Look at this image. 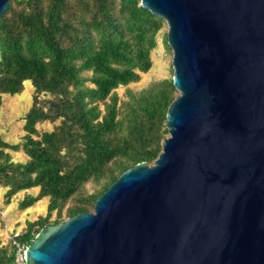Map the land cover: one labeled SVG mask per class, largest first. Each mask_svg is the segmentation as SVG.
Masks as SVG:
<instances>
[{
    "label": "water",
    "instance_id": "water-1",
    "mask_svg": "<svg viewBox=\"0 0 264 264\" xmlns=\"http://www.w3.org/2000/svg\"><path fill=\"white\" fill-rule=\"evenodd\" d=\"M131 1L167 28L161 152L43 228L24 264H264V0Z\"/></svg>",
    "mask_w": 264,
    "mask_h": 264
},
{
    "label": "trees",
    "instance_id": "trees-1",
    "mask_svg": "<svg viewBox=\"0 0 264 264\" xmlns=\"http://www.w3.org/2000/svg\"><path fill=\"white\" fill-rule=\"evenodd\" d=\"M163 24L131 0H9L0 16V106L1 96L19 95L25 82L33 96L21 143L0 137V189L7 204L37 189L20 210L48 201L46 216L26 222L16 243L28 247L43 228L63 223L70 201L67 219L91 212L126 170L154 163L176 98L171 79L128 93L125 102L115 90L150 70ZM43 122L58 124L38 134ZM19 150L26 161L13 163L9 152ZM87 184L94 190L84 195ZM15 250L0 243V264H13Z\"/></svg>",
    "mask_w": 264,
    "mask_h": 264
},
{
    "label": "rangeland",
    "instance_id": "rangeland-1",
    "mask_svg": "<svg viewBox=\"0 0 264 264\" xmlns=\"http://www.w3.org/2000/svg\"><path fill=\"white\" fill-rule=\"evenodd\" d=\"M167 33L165 23L156 37V47L151 51V68L148 72L139 75L136 83L130 84L127 87H119L115 90L121 102L128 100V93H138L149 85L161 81L171 79V53L164 42ZM88 75V74H86ZM33 89L29 82L23 84V91L15 96H1L0 106V137L9 144H20L21 138L24 135V115L32 106ZM178 94L176 93V97ZM47 98V97H46ZM58 122L51 124L43 122L37 124L35 129L38 134L50 132ZM10 159L13 163H23L26 161V156L22 150L18 152H9ZM94 190L92 184H87L83 188V194H91ZM5 189H0V243L2 246H7L13 243L14 239L20 235L26 226V222H33L39 217H44L47 214V199H42L35 203L30 208L25 210L19 209V203L25 196H35L37 189L19 192L11 198L7 204L5 200ZM73 204V201L68 202L62 210V219L65 221L66 209ZM92 212V210H91ZM57 218L56 212L51 214L50 220ZM63 221V222H64Z\"/></svg>",
    "mask_w": 264,
    "mask_h": 264
},
{
    "label": "built area",
    "instance_id": "built-area-1",
    "mask_svg": "<svg viewBox=\"0 0 264 264\" xmlns=\"http://www.w3.org/2000/svg\"><path fill=\"white\" fill-rule=\"evenodd\" d=\"M13 245L15 246L16 249L13 264H24L26 247L16 243L15 241H13Z\"/></svg>",
    "mask_w": 264,
    "mask_h": 264
}]
</instances>
